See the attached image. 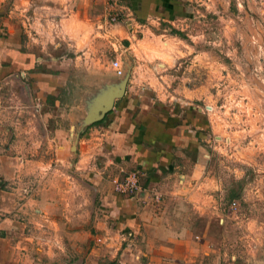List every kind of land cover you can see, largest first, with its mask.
Returning a JSON list of instances; mask_svg holds the SVG:
<instances>
[{
  "label": "crops",
  "instance_id": "0c3cea01",
  "mask_svg": "<svg viewBox=\"0 0 264 264\" xmlns=\"http://www.w3.org/2000/svg\"><path fill=\"white\" fill-rule=\"evenodd\" d=\"M52 2L9 0L0 16V264H254L227 256L222 213L197 190L209 128L201 107L155 99L126 65L123 97L103 123L81 124L115 86L107 55L130 54L127 15L175 22L179 1ZM134 168L141 189L114 192L112 180ZM188 202L186 223L169 206Z\"/></svg>",
  "mask_w": 264,
  "mask_h": 264
},
{
  "label": "rangeland",
  "instance_id": "374dc122",
  "mask_svg": "<svg viewBox=\"0 0 264 264\" xmlns=\"http://www.w3.org/2000/svg\"><path fill=\"white\" fill-rule=\"evenodd\" d=\"M178 1L182 14L172 23L128 14L133 33L128 51L133 57L119 60L111 54L107 60L130 67L134 83L146 85L155 99L171 94L202 108L209 119L200 136L207 155L206 180L197 190L214 198L211 212L222 213L217 221L227 256L264 264V0ZM0 9V16L8 18L9 0H0ZM28 30L30 35L36 31ZM82 60L84 68L90 66L89 56ZM106 72L113 73L115 86L125 76L117 77L110 67ZM74 96L70 92L65 100ZM70 110L67 106L62 111L68 115ZM233 202L238 205L235 212ZM169 207L185 216L186 223L194 217L189 219V202ZM215 223L212 216L213 229Z\"/></svg>",
  "mask_w": 264,
  "mask_h": 264
},
{
  "label": "built area",
  "instance_id": "2783aa9c",
  "mask_svg": "<svg viewBox=\"0 0 264 264\" xmlns=\"http://www.w3.org/2000/svg\"><path fill=\"white\" fill-rule=\"evenodd\" d=\"M117 17L110 16L108 18V25L117 24ZM131 26V23L129 24ZM111 69L114 71L115 75L117 77H123L125 75V66L122 65V63L119 60H114L110 63ZM24 75V74H23ZM6 85H0V91L2 92L4 87ZM11 93H7L6 95H10ZM10 99V97H7ZM206 110H208V107L205 106ZM141 176V171L138 168L131 169L126 173V175L122 178H115L112 180V185L114 192L126 195L127 193L135 192L139 189H141V186L139 185V177ZM153 199L158 202L160 200V195L157 194L154 190L150 191ZM231 209L233 212H235L238 209V205L236 202H233L231 204Z\"/></svg>",
  "mask_w": 264,
  "mask_h": 264
},
{
  "label": "water",
  "instance_id": "95a60500",
  "mask_svg": "<svg viewBox=\"0 0 264 264\" xmlns=\"http://www.w3.org/2000/svg\"><path fill=\"white\" fill-rule=\"evenodd\" d=\"M126 83L127 77L119 85L114 86L111 91H108L100 99L96 100L94 106L88 109L84 117L85 124L102 120L103 116L112 108L113 101L123 97Z\"/></svg>",
  "mask_w": 264,
  "mask_h": 264
},
{
  "label": "trees",
  "instance_id": "16d2710c",
  "mask_svg": "<svg viewBox=\"0 0 264 264\" xmlns=\"http://www.w3.org/2000/svg\"><path fill=\"white\" fill-rule=\"evenodd\" d=\"M173 32V34H175V35H180L177 31H172ZM105 120V118H103L102 120H100V121H98V122H95L96 123V125L97 124H101V123H103V121Z\"/></svg>",
  "mask_w": 264,
  "mask_h": 264
}]
</instances>
